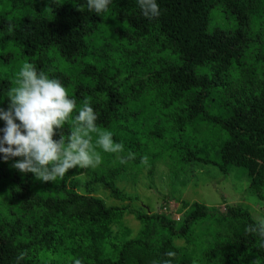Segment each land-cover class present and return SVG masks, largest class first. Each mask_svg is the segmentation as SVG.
<instances>
[{
    "label": "trees",
    "instance_id": "obj_1",
    "mask_svg": "<svg viewBox=\"0 0 264 264\" xmlns=\"http://www.w3.org/2000/svg\"><path fill=\"white\" fill-rule=\"evenodd\" d=\"M158 4L148 19L136 0H113L100 15L85 0H0V106L25 63L76 101L65 139L88 101L97 115L90 144L101 155L88 174L121 203L107 204L89 184L80 191L78 167L45 182L0 161V264L20 254L21 264H162L168 252L172 264H264L249 231L260 221L245 203L218 211L179 197V218L125 203L135 200L118 180L130 170L152 175L163 163L177 178L195 164L224 175L239 166L264 214V0ZM103 131L122 152L98 148ZM127 214L142 223L135 236Z\"/></svg>",
    "mask_w": 264,
    "mask_h": 264
},
{
    "label": "clouds",
    "instance_id": "obj_2",
    "mask_svg": "<svg viewBox=\"0 0 264 264\" xmlns=\"http://www.w3.org/2000/svg\"><path fill=\"white\" fill-rule=\"evenodd\" d=\"M88 11L100 15L106 12L113 0H85ZM143 17L155 19L160 15L158 0H136ZM16 86L8 91L7 107L0 106V161H13L11 167L22 174L31 173L37 180L63 179L73 168L88 169L101 163L100 152L90 144V133L96 131L97 115L88 101L72 118V130L67 139L61 128L76 108V101L57 78L37 71L31 63H25L16 74ZM3 100H0L2 103ZM58 134L59 138H54ZM96 145L105 153L123 151V145L113 141L110 131H103ZM123 162V161H122ZM249 231L257 234L260 247H264V220ZM174 252L166 253L170 259L162 264H172ZM24 256L16 258L21 264ZM72 264H82L73 258Z\"/></svg>",
    "mask_w": 264,
    "mask_h": 264
},
{
    "label": "rangeland",
    "instance_id": "obj_3",
    "mask_svg": "<svg viewBox=\"0 0 264 264\" xmlns=\"http://www.w3.org/2000/svg\"><path fill=\"white\" fill-rule=\"evenodd\" d=\"M88 169H83L79 174L82 182L80 191H87L89 184L95 188V194L104 198L107 204H121L119 200L110 196L108 188L93 182ZM187 169V175L177 178H174L171 170L163 163L158 164L152 175L146 168L128 171V175L119 179L118 184L127 194L134 197L135 201L131 198L125 203L144 206L150 212L171 213L176 218L182 217L181 213H178L181 208L179 197L190 202L205 203L218 211H226L230 204L245 203L249 206L254 219L264 220V214L258 208L257 197L247 191L250 180L245 168L235 166L226 175L212 165L195 164V167L189 166ZM185 181L187 186L183 185ZM123 223L132 230L134 236L142 227V223L132 214H127ZM121 231L120 225L114 227L115 236ZM183 243L184 241L178 242Z\"/></svg>",
    "mask_w": 264,
    "mask_h": 264
}]
</instances>
